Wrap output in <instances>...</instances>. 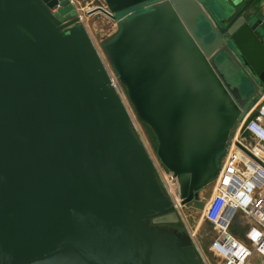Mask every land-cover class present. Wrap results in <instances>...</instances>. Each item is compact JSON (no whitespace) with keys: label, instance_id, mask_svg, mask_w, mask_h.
Instances as JSON below:
<instances>
[{"label":"water","instance_id":"obj_1","mask_svg":"<svg viewBox=\"0 0 264 264\" xmlns=\"http://www.w3.org/2000/svg\"><path fill=\"white\" fill-rule=\"evenodd\" d=\"M211 1V0H210ZM103 0L104 54L182 205L264 95L254 0ZM72 0H0V264H203Z\"/></svg>","mask_w":264,"mask_h":264},{"label":"built area","instance_id":"obj_2","mask_svg":"<svg viewBox=\"0 0 264 264\" xmlns=\"http://www.w3.org/2000/svg\"><path fill=\"white\" fill-rule=\"evenodd\" d=\"M261 1L264 4V0ZM72 2L79 10L76 2ZM79 12L83 22V15L80 10ZM94 46L109 71L117 93L124 100V88L113 70L111 71L104 54L95 43ZM154 163L159 182L184 225L182 215L185 208L177 182L162 165ZM210 186L212 194L203 209V219L208 221L216 233L210 252L221 259L219 264H248L255 256L264 264V95L237 126L222 156L219 174ZM238 214L250 221L246 233L248 243L239 241L230 232L232 222ZM186 229L203 264H211L195 243L198 228L194 232L187 227Z\"/></svg>","mask_w":264,"mask_h":264},{"label":"rangeland","instance_id":"obj_3","mask_svg":"<svg viewBox=\"0 0 264 264\" xmlns=\"http://www.w3.org/2000/svg\"><path fill=\"white\" fill-rule=\"evenodd\" d=\"M210 2V6H214L212 0H207ZM78 8L81 11L83 15V24L88 28L89 34L95 43L96 47L104 54V46L114 39V37L117 35L119 31V26L117 22L112 21L111 19L107 18L106 16L102 14H95L89 19L86 15V11H90L94 9L99 5V2H90V0L81 1L80 4H78ZM87 11V12H88ZM105 56V54H104ZM108 63V62H107ZM109 67L110 64L108 63ZM111 69V68H110ZM112 71V69H111ZM124 102L130 112L131 119H132V125L135 131V134L140 139V141L144 144L146 147L150 157L156 162L160 163L158 157H157V149L155 147V144L152 140V134L149 131V129L141 123L134 110L132 109V106L130 105L126 94L124 90ZM135 125V126H134ZM136 127V129H135ZM206 194H212L211 192V186L207 187L204 191V195ZM210 200V198H209ZM183 219L185 220V229L189 228L194 232L195 228H198L197 235L195 237V243L198 246L200 252L211 262V264H219L221 262V259H217L213 253L210 252V246L213 242V239L215 237V231L213 230L212 226L203 219V210H186L183 209ZM250 221L245 219L242 214H238L237 217L232 222V225L230 227V232L233 233V235L241 242L248 243L246 239V233L249 227ZM248 264H261L259 261V258L257 256L253 257Z\"/></svg>","mask_w":264,"mask_h":264},{"label":"crops","instance_id":"obj_4","mask_svg":"<svg viewBox=\"0 0 264 264\" xmlns=\"http://www.w3.org/2000/svg\"><path fill=\"white\" fill-rule=\"evenodd\" d=\"M74 1L76 2L77 6H79L78 4H80L81 1H85V0H74ZM90 2H92V3L99 2L100 6H105L103 0H90ZM253 6L258 10L259 17L263 19V23L261 25V30L264 32V4L261 0H254ZM91 17L89 19H91ZM87 31L89 33L88 28H87ZM204 258H206V257L204 256Z\"/></svg>","mask_w":264,"mask_h":264},{"label":"flooded vegetation","instance_id":"obj_5","mask_svg":"<svg viewBox=\"0 0 264 264\" xmlns=\"http://www.w3.org/2000/svg\"><path fill=\"white\" fill-rule=\"evenodd\" d=\"M249 0H247L246 2H248ZM253 5V3H252ZM205 191V190H204ZM204 191L201 193L200 195V201L204 203V207L206 206L207 202L209 201V198L211 197L210 194H206L204 195ZM187 211L188 210H195V211H198L197 209H194V208H186L185 206H183ZM180 219V218H179ZM166 227L168 228H171L173 230H178V231H183L184 229L182 228V224H181V219H180V222L179 223H176V224H169V225H166Z\"/></svg>","mask_w":264,"mask_h":264},{"label":"trees","instance_id":"obj_6","mask_svg":"<svg viewBox=\"0 0 264 264\" xmlns=\"http://www.w3.org/2000/svg\"><path fill=\"white\" fill-rule=\"evenodd\" d=\"M146 126V125H145ZM148 129H149V131L151 132V134H152V140H153V142H154V144H155V147H156V149H157V147H158V143H157V139H156V137H155V135H154V133L152 132V130L148 127V126H146ZM221 160H222V156L219 158V164L221 165ZM160 184H161V182H160ZM161 186H162V184H161ZM162 190L166 193V191H165V189L163 188V186H162ZM182 228L184 229V225L182 224Z\"/></svg>","mask_w":264,"mask_h":264},{"label":"bare ground","instance_id":"obj_7","mask_svg":"<svg viewBox=\"0 0 264 264\" xmlns=\"http://www.w3.org/2000/svg\"><path fill=\"white\" fill-rule=\"evenodd\" d=\"M135 126V125H134Z\"/></svg>","mask_w":264,"mask_h":264}]
</instances>
